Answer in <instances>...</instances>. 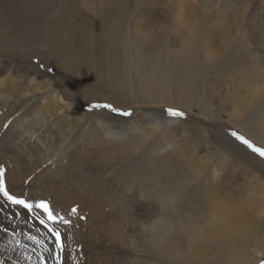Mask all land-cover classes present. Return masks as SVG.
I'll list each match as a JSON object with an SVG mask.
<instances>
[{
    "label": "rangeland",
    "instance_id": "obj_1",
    "mask_svg": "<svg viewBox=\"0 0 264 264\" xmlns=\"http://www.w3.org/2000/svg\"><path fill=\"white\" fill-rule=\"evenodd\" d=\"M179 1L183 2L182 15L190 20L188 26L176 19ZM253 5L252 0H0V94L5 95L3 100L10 94L28 99L27 107L48 104L52 108L48 122L54 121L55 126L48 132L52 141L47 158L53 154L50 160L65 175L75 171L71 160L85 149L97 150L98 156L89 160L91 173L104 168L115 173L119 182H146L162 193L168 186L161 187L165 185L154 179V170L161 166L157 160L177 168L173 189L191 192V199L180 198L195 210L192 226L186 221L176 226L186 247L198 241L195 264H262L264 174L253 164H264V157L232 135L236 132L264 148L260 127H264V55L259 49L252 50V42L261 38ZM72 35L71 43L82 44V49L70 56L66 39ZM208 40L214 54L206 46ZM53 92L66 104L54 108ZM21 103L24 110L26 105ZM167 109L184 115L170 117ZM97 112L112 116L106 120L119 130L112 135L114 139L93 121L82 128L81 122ZM37 121L33 115L30 126ZM5 164L0 163V179L14 196ZM75 166L80 171L81 165ZM44 193L41 201L53 212L56 198L51 199V192ZM213 199L224 201L230 213L224 220L216 219L224 223L220 240L211 249H201L200 239L208 236L206 229L218 211ZM4 202L10 203L0 194V207L9 211ZM158 202L165 206L162 200ZM67 211L56 208L54 216L64 217L68 224L53 223L42 209L33 207L27 220L39 229L35 236L21 240L29 243L30 254L24 253L21 264H57L58 258L59 264H89L83 261L81 250L90 223L77 211ZM41 220L59 231V254L55 236ZM25 224L20 226L24 234L31 232ZM95 232L98 238L101 230ZM145 233L136 228L130 249L140 255L136 264H176L167 262L172 259L190 264L184 262L183 253L173 256V249L169 253L161 250L164 260L155 261L157 251H144ZM164 244L167 247L168 241ZM109 256L99 253L92 263L106 264ZM14 259L17 262L18 255Z\"/></svg>",
    "mask_w": 264,
    "mask_h": 264
},
{
    "label": "bare ground",
    "instance_id": "obj_2",
    "mask_svg": "<svg viewBox=\"0 0 264 264\" xmlns=\"http://www.w3.org/2000/svg\"><path fill=\"white\" fill-rule=\"evenodd\" d=\"M252 1L254 2L253 10H256L255 17L258 29L261 31V38L252 42V50L259 49L264 55V2L262 0ZM178 4L180 5V10L176 11V19L178 18L177 21L180 20L183 26H188V22H190V20L182 15L183 2ZM80 21L81 20H79L78 23H80ZM31 22L33 26H35V20H32ZM72 39H74L73 35L66 39V41L68 40L69 45V51L67 52L70 56H73L76 51H80L82 49V44H79L76 41L71 43ZM206 46L209 48L211 54H214V46L211 45L209 40L208 42L206 41ZM209 51L207 53H209ZM54 95V92L50 94L51 98H49L54 103V105L51 103L50 106L53 105L55 108L59 104H66L60 97L55 98ZM4 97L5 95L1 93L0 163L7 164L5 174L7 177L8 187L17 199L25 200L33 207H35L34 202L39 203L42 198H44V192L53 193V197L51 196V199L56 198V205L53 207L52 212L53 215L55 214L56 208L63 210L67 209L70 212L72 208H76L78 214L85 217L86 221L90 223L89 226H86L87 235L83 237L87 239L81 250L84 257L83 261L87 259L89 264H94L92 261L96 260V256L99 253H104L105 255H110L106 264H136L140 255L132 253L130 249L135 244L133 239L136 234V228L141 227L145 230V234L148 238L144 251H157V254L154 256L155 261L161 262L164 260L161 250H166V252L169 253L170 250L173 249L175 251V255L172 254L173 256H176L179 252L183 253L186 257L184 262L195 264V258L197 256L195 251L198 241L195 242L196 240H194L191 244H188V247H186L185 243L180 239L181 229L176 226V223L185 221L192 226L190 218L194 215L195 210V208L193 209L188 207V205L180 198L188 197L191 199V192H180L173 189L171 182L178 181L177 168H175L172 164L164 163L161 159L157 160L161 166L158 170L155 168L154 179H159L161 185H165L161 187L168 186L166 192L162 193L156 185H146V182L138 185H135L134 183L128 185L127 181H124V183L119 182L116 180V176L114 175L115 173H110L104 168L91 173L93 166L89 164V160H93L92 157H94L97 150L85 149L71 160V165L75 171L69 176L65 175L63 171L59 172L61 168L58 164L51 161L53 159L50 160L53 154L47 158V150L51 146L50 144L52 141L49 140L48 132H50V130L55 126L54 121L51 122L50 120V122H48V118L51 116V110L49 109L51 107H49L48 104H44L43 106H41V104L40 107H34L32 104L33 106L31 105L30 107H27L28 99L25 98L27 99L26 101L21 100L19 99V95L17 97H13L12 94H10L7 97L8 99L3 100ZM50 99L48 100L50 101ZM20 101H23L24 105H26L24 110L22 109V103L20 105ZM28 115H31V118L33 115L34 118H38L36 126H32V124L30 126L31 118L28 119ZM45 115H47V117H45ZM23 116L24 118L26 117V120L24 118L22 119ZM78 118L80 121H83L84 116H80ZM111 118L112 116L104 113H93L92 115L86 117L84 122H81V124L83 123L82 128L84 127L85 130V128L90 125V123L87 125V122L93 121L94 124L101 129V131L106 130L105 133H110V138L114 139L112 135L119 133V130L111 128L110 124L106 120ZM260 127L264 129L262 124ZM261 132V140L264 142V130H261ZM111 142L115 143L116 141L113 140ZM63 144H65V141ZM67 151L68 149L66 152ZM160 152L165 153L164 150H160ZM249 160L250 159H248V161ZM76 164L81 165L80 171L77 170L78 168L75 166ZM253 165L257 167L256 171L260 172L261 170L264 174V164L257 162ZM43 173L46 174V176L39 177L43 175ZM47 175L49 177H47ZM260 185L262 184H255L254 186L259 187ZM170 189L172 192L169 191ZM161 200L164 202L165 206L162 204L161 207V204L158 202H161ZM167 200H173V204L168 205ZM223 202L224 201L220 199L212 200V204L215 205L218 210L216 211L218 215L215 213L212 221L213 223L206 229V234L208 236L201 237V249L208 247L211 249V246L213 247V245L216 244V239L220 240L219 233L223 228L224 223H219L218 221L216 222V219L217 217L219 219L222 217L223 219L228 213L222 205ZM4 204L9 211L5 210L4 212V209L0 207L1 263L21 264V258L24 257V253H27V255L30 256L28 252L29 243L22 244L21 240H25L29 237L31 238L35 234L34 231L39 229V227L38 224L36 225L34 222L31 225L32 221L29 222L27 220L30 219L28 214L30 212L24 207L13 205L8 202H4ZM220 207L223 210H220ZM164 213H166L165 216ZM8 214H10L9 220L7 218ZM153 219L156 220L152 221ZM23 221H25V225L29 228V230H31V232L24 234L22 228L20 227ZM97 228L101 230L98 238L96 237L95 232ZM26 235H28V237H26ZM46 241H48V238H46ZM166 241H168L167 247H165L164 244ZM39 246H42L41 243H39ZM161 246L165 248H161ZM14 252L15 255H18L17 262L14 259ZM259 255L261 256L262 254L260 253ZM144 257L146 258L145 255ZM117 261H120L121 263ZM176 261L178 264H182L176 259H172L167 262L175 263Z\"/></svg>",
    "mask_w": 264,
    "mask_h": 264
},
{
    "label": "snow or ice",
    "instance_id": "obj_3",
    "mask_svg": "<svg viewBox=\"0 0 264 264\" xmlns=\"http://www.w3.org/2000/svg\"><path fill=\"white\" fill-rule=\"evenodd\" d=\"M93 107H106L111 108V105H93ZM115 111V109H113ZM167 114L170 117H182L184 114L178 110L174 109H167ZM124 115H130V113H123ZM232 135L236 137L237 140H239L241 143L247 145L248 148H250L253 152L258 153L260 156L264 157V148L256 147L253 143H251L249 140L244 138L243 136L237 134L236 132H233ZM0 176H2V169H0ZM0 194L4 196V198L9 201L13 205H21L25 209H27L30 213L33 211V206L22 199H17L15 196L10 195L9 192L5 189L3 180L0 179ZM36 208L42 209L43 212L47 215L48 220L55 223L57 220L63 222L64 224H68L69 221L64 219V217L60 216H54L52 211L49 209V206L46 202H39L35 205ZM72 213H75L77 211L76 208L71 209ZM41 224H44L45 227L48 228V231L52 233L53 236L56 238V247H57V254H59L60 251H62V243L60 238V233L55 228L50 227L48 224H45L44 220L40 221ZM57 264H59V258L57 260ZM264 264V262H262Z\"/></svg>",
    "mask_w": 264,
    "mask_h": 264
}]
</instances>
